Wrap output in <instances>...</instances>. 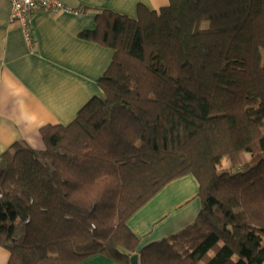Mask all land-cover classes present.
<instances>
[{
  "label": "trees",
  "instance_id": "trees-1",
  "mask_svg": "<svg viewBox=\"0 0 264 264\" xmlns=\"http://www.w3.org/2000/svg\"><path fill=\"white\" fill-rule=\"evenodd\" d=\"M96 23L81 37L114 51L102 95L43 127L45 150L0 155L8 264H264V0H170ZM185 176L196 220L142 246L129 220Z\"/></svg>",
  "mask_w": 264,
  "mask_h": 264
},
{
  "label": "crops",
  "instance_id": "crops-1",
  "mask_svg": "<svg viewBox=\"0 0 264 264\" xmlns=\"http://www.w3.org/2000/svg\"><path fill=\"white\" fill-rule=\"evenodd\" d=\"M61 1L78 14H34L30 43L21 25L11 19L10 1L0 0V155L17 142L45 150L43 127L69 124L93 97L102 95L99 81L114 51L81 37L97 29L96 15L108 10L137 18L140 5L159 11L170 4V0ZM198 192L193 176L182 177L134 214L128 225L141 245L192 225L201 209ZM9 260L10 253L0 246V264ZM80 264L116 263L96 255Z\"/></svg>",
  "mask_w": 264,
  "mask_h": 264
},
{
  "label": "built area",
  "instance_id": "built-area-1",
  "mask_svg": "<svg viewBox=\"0 0 264 264\" xmlns=\"http://www.w3.org/2000/svg\"><path fill=\"white\" fill-rule=\"evenodd\" d=\"M11 5V19L23 28L30 43L34 34L30 27L31 18L36 13H75L77 11L66 6L61 0H9Z\"/></svg>",
  "mask_w": 264,
  "mask_h": 264
},
{
  "label": "rangeland",
  "instance_id": "rangeland-1",
  "mask_svg": "<svg viewBox=\"0 0 264 264\" xmlns=\"http://www.w3.org/2000/svg\"><path fill=\"white\" fill-rule=\"evenodd\" d=\"M247 157V158H246ZM249 154L245 153L244 156L242 157L244 161H247L249 158ZM251 158V157H250ZM229 160L227 158L222 159V161L220 162L219 166L223 167H228L229 166Z\"/></svg>",
  "mask_w": 264,
  "mask_h": 264
},
{
  "label": "water",
  "instance_id": "water-1",
  "mask_svg": "<svg viewBox=\"0 0 264 264\" xmlns=\"http://www.w3.org/2000/svg\"><path fill=\"white\" fill-rule=\"evenodd\" d=\"M131 264H139V257L138 255H135L131 259Z\"/></svg>",
  "mask_w": 264,
  "mask_h": 264
}]
</instances>
